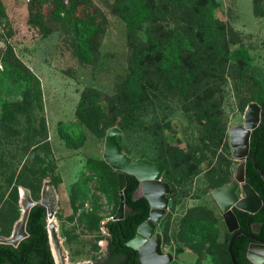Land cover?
Wrapping results in <instances>:
<instances>
[{"label": "rangeland", "instance_id": "1", "mask_svg": "<svg viewBox=\"0 0 264 264\" xmlns=\"http://www.w3.org/2000/svg\"><path fill=\"white\" fill-rule=\"evenodd\" d=\"M113 2L0 0V218L18 214V187L39 202L49 182L70 264H104V225L119 206L118 172L102 154L106 131L119 122L114 98L128 76L131 50ZM216 2L213 15L225 23L229 50L245 49L249 75L264 82V0ZM81 21L95 27L86 44L75 33ZM182 27L188 31L178 17H168L156 38L176 36ZM172 50L178 54L175 45ZM201 56L179 53L178 62L194 71V84L185 75H171V83L163 66H152L141 126L118 136L130 159L167 160L169 178L163 173L161 180L171 183L172 193L157 228L162 252L180 264H227L228 232L211 192L232 179L228 132L243 124L242 100L251 94L235 85L240 71L232 63L211 76L195 71ZM86 91L99 98L92 120L85 116L91 111L81 113Z\"/></svg>", "mask_w": 264, "mask_h": 264}, {"label": "trees", "instance_id": "2", "mask_svg": "<svg viewBox=\"0 0 264 264\" xmlns=\"http://www.w3.org/2000/svg\"><path fill=\"white\" fill-rule=\"evenodd\" d=\"M33 0L30 4H33ZM113 7L126 26L128 46L131 50V65L127 78L119 88L115 99L116 118L119 122L110 125L117 126L121 132L137 129L141 126L138 114L143 110L147 89L152 81L147 75L152 66L157 63L165 69L166 79L174 81L171 75L179 79L185 75L187 80L194 84V71L178 62L179 53L192 51V56L199 53L195 71L207 76L224 70L227 64L232 63L239 72L236 86L242 92H250V96L242 100L243 109L250 102H255L261 109L260 123L250 137L249 156L245 165V180L262 200V207L255 214H248L234 209L240 232H251L264 239V180L258 171L264 174V82L256 81L249 75L250 57L243 48L230 51L225 39V23L214 17L217 8L216 0H114ZM74 6H70L72 10ZM63 10L65 8H62ZM168 17H178L187 25L188 31L178 30L176 36L171 32L165 34L160 41L156 31L162 29V23ZM95 30L94 25L86 21L76 22L75 33L82 37L84 44ZM145 36H144V35ZM176 46L178 54L173 52ZM203 53V54H202ZM220 69V70H219ZM218 70V71H217ZM19 77L20 73L14 72ZM98 95L88 91L80 98L81 113H86L88 119H93L94 109L98 103ZM92 117V118H91ZM209 119L214 118L209 114ZM213 122L215 120H212ZM117 143L121 145L120 136ZM154 163H162L165 167L163 178H169V166L165 158H158ZM173 181V180H172ZM22 185V184H20ZM138 181L131 175H126V187L123 191L125 201L124 218L119 221H107L104 225L108 237V257L104 264H140L138 254L126 247L135 235L137 227L149 217V204L144 197H135ZM23 186V185H22ZM172 189L171 183H169ZM24 187V186H23ZM19 188V187H18ZM17 188V196H18ZM19 217L6 214L0 218V235L8 237L12 226ZM27 237L17 247L0 244V264H54L47 237L46 209L35 205L29 212L26 222ZM231 234L228 233L224 245L226 263L231 264L227 243ZM250 239L242 236L236 238L231 251L236 264H251L246 258V251Z\"/></svg>", "mask_w": 264, "mask_h": 264}, {"label": "water", "instance_id": "3", "mask_svg": "<svg viewBox=\"0 0 264 264\" xmlns=\"http://www.w3.org/2000/svg\"><path fill=\"white\" fill-rule=\"evenodd\" d=\"M260 113L261 109L257 103H249L244 110L243 124L231 127L228 132L232 157L238 162L232 168V179L227 187L234 193L238 186L242 185V191L244 193V197L241 199L233 195L231 199L225 202H218V208L221 211L227 232L231 234L227 243L231 264H236L231 251L232 243L236 238L242 236L249 238L251 241L246 251V258L249 262L251 264H257L252 259L253 257L259 259V261H264V239L257 237L251 232H240L238 221L233 212L236 209L248 214H255L262 207L261 198L245 180V165L246 159L249 156L250 137L260 123ZM120 133L121 130L117 126L111 127L106 131L104 151L102 154L103 161L113 171L118 172L119 206L116 214L110 220L119 221L124 218L126 207L123 191L126 187V175L135 177L139 185L134 196L144 197L149 204L150 211L148 219L137 227L134 237L126 243V247L138 254L140 264H180L169 253L162 252L161 236L157 232L158 225L168 208L167 196L172 193L170 186L161 180L162 174L164 173V166L161 163H152L147 160H133L127 157L122 152L121 146L117 143V137ZM258 173L264 180V174L260 171ZM214 191H212V195ZM27 193L30 194L28 190ZM20 195L19 191V202L21 199ZM216 201L218 200L216 199ZM35 205H41L46 209L48 244L54 264H70L63 250L62 241L58 235L57 222L54 218L58 209L56 191L49 182H44L39 202H35L29 198L22 230L19 231L16 237L14 236L16 224L20 220V216L13 224L10 235L8 237L0 236V244L17 247L28 236L26 222L30 210ZM53 251H55L58 257V263L54 259ZM80 264L91 263L81 262Z\"/></svg>", "mask_w": 264, "mask_h": 264}, {"label": "bare ground", "instance_id": "4", "mask_svg": "<svg viewBox=\"0 0 264 264\" xmlns=\"http://www.w3.org/2000/svg\"><path fill=\"white\" fill-rule=\"evenodd\" d=\"M235 162L237 164L238 161L235 160ZM230 181H229V183H230ZM228 184H226L222 189L215 190L214 191L215 193L213 192V195H212V192H211V196L214 199V201L216 202L217 206H218V202H225V201L231 199L233 197V195L236 198H238V199H241V198L244 197V193L242 191V185H239L238 188L234 191V193H232V191L229 190V188L227 187ZM19 191H20V194H21L20 195V198H21L20 199V202H19ZM19 191H18V202H19L18 207H19V210H20L19 217L20 216L21 217H20V220L16 224L15 235H14L15 237L17 236V234L19 233V231L22 230L23 223H24V219H25V216H26V213H27L28 200H29V198L32 199L31 198V195L27 193V189L22 188V187H19ZM239 192H240V194L238 195ZM216 199L218 201H216ZM57 200H58V198H57ZM54 217H55V215H54ZM1 237H3V236H1ZM53 255H54L55 261L58 263V257L56 255L55 251H53ZM255 262L257 264H260L261 262L264 263V261H259V262L258 261H255ZM77 264H80V263H77Z\"/></svg>", "mask_w": 264, "mask_h": 264}, {"label": "built area", "instance_id": "5", "mask_svg": "<svg viewBox=\"0 0 264 264\" xmlns=\"http://www.w3.org/2000/svg\"><path fill=\"white\" fill-rule=\"evenodd\" d=\"M26 4H30L33 0H23Z\"/></svg>", "mask_w": 264, "mask_h": 264}, {"label": "crops", "instance_id": "6", "mask_svg": "<svg viewBox=\"0 0 264 264\" xmlns=\"http://www.w3.org/2000/svg\"><path fill=\"white\" fill-rule=\"evenodd\" d=\"M252 259H254V257ZM260 264H264V263L261 262Z\"/></svg>", "mask_w": 264, "mask_h": 264}]
</instances>
